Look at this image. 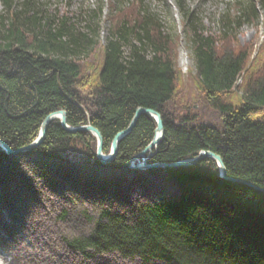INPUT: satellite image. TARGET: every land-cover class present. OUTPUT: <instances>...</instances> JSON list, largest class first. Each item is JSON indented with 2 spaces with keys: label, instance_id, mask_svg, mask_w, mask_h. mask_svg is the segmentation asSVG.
Here are the masks:
<instances>
[{
  "label": "trees",
  "instance_id": "obj_1",
  "mask_svg": "<svg viewBox=\"0 0 264 264\" xmlns=\"http://www.w3.org/2000/svg\"><path fill=\"white\" fill-rule=\"evenodd\" d=\"M11 1L1 0L0 14V139L10 149L29 145L44 118L59 110L69 126L96 128L107 154L141 107L157 112L163 126L149 163L207 150L221 158L227 177L264 190V41L236 48L242 21L258 17L255 2L220 14L216 34L204 33L192 11L183 13L194 70L183 79L172 38L155 15L140 11L139 1L117 8L107 0L105 43L95 38L100 6L84 31L73 17L43 16L33 0L19 9ZM86 56L88 75L81 67ZM183 95L202 99L210 121L174 105ZM154 129V120L140 115L114 159L101 163L90 133H67L53 119L37 148L0 150V184L15 180L31 191L61 264H264V193L220 178L212 159L130 170L129 160ZM140 179L159 196L131 200L128 185ZM70 188L96 197L91 209L50 198ZM72 221L80 232L67 231Z\"/></svg>",
  "mask_w": 264,
  "mask_h": 264
},
{
  "label": "rangeland",
  "instance_id": "obj_2",
  "mask_svg": "<svg viewBox=\"0 0 264 264\" xmlns=\"http://www.w3.org/2000/svg\"><path fill=\"white\" fill-rule=\"evenodd\" d=\"M24 1L12 0L11 2L16 9H19ZM131 1L115 0V4L117 8H121ZM136 1L140 2V11L155 15L163 31L172 38L173 45L176 46L174 51L175 66L176 69H180L183 79L187 77V72L190 70L194 74L187 34L183 28V22H186L183 13L186 11L193 12L195 23L204 33L216 34L217 19L220 14L236 3L255 2L258 17L256 20L245 19L242 21L236 33V48H245L247 45L250 46L251 42L264 41V0H179L180 4L176 5L177 0ZM33 2L39 5L43 16H55L57 20L63 15L68 18L73 17L76 19V23L78 22L79 29L84 31L87 30V16L100 6L101 12L97 19L98 32L95 38L101 43H105L109 36L110 24L106 19L108 15L107 0H33ZM0 14H3L1 0ZM124 53H127L126 48ZM88 56L81 61L82 70L87 75L90 72L89 67L92 59ZM182 73L186 75L184 76ZM95 76L96 72L92 73V78ZM176 100L174 105L189 107V113L194 114L198 119L203 118L210 121L213 116L212 112L202 109L204 107L202 99H192L183 95ZM128 188L131 200L134 201L150 200L160 194V190L156 186L143 182L141 179L131 182ZM67 189L69 188H65V190ZM70 189L69 193L63 191V193H67L66 195L58 192L53 193L50 198H55L56 203H62L61 199H58L59 196L65 198L64 203L75 200L79 205L83 202L88 206V209H91L90 204L96 201V197L87 194L85 196V192L78 194V191ZM76 224L74 221L67 223V231L70 233L80 232L79 226ZM44 226L45 224L38 216V208H36L33 194L28 188L15 180H10L4 186L0 184V264H61L59 260L61 252L53 242L48 241L45 237Z\"/></svg>",
  "mask_w": 264,
  "mask_h": 264
},
{
  "label": "water",
  "instance_id": "obj_3",
  "mask_svg": "<svg viewBox=\"0 0 264 264\" xmlns=\"http://www.w3.org/2000/svg\"><path fill=\"white\" fill-rule=\"evenodd\" d=\"M140 115H147L150 118H152L155 122V129H154L153 137L151 141L147 144V146L129 160L128 168L130 170L147 171L150 169H157V168H167V167L173 168V167L191 166L199 162L202 159H212L216 164V167L218 170V176L220 178L227 180V181H231V182L245 184L252 188H256L253 185L246 183L242 180H237V179L227 177L226 172H225V167L223 165L221 158L218 155L214 154L213 152H210L207 150H200L195 157L178 160L173 163H157V162L149 163V160L152 157L153 148L157 146V144L163 137V126H162L161 117L157 112L151 109L141 108V107H138L135 109L134 114L129 124L127 125V127L113 136L110 142L109 151L107 154H104L102 151V146H103L102 137H101L100 132L96 128L92 127L89 124L84 125V126H76V127L69 126L66 123L65 114L59 110L48 114L44 118V120L41 122L36 138L29 145L24 146L19 149H10L9 146L3 140L0 139V150L7 155H13V154H23V153L29 152L37 148L44 139L46 128L49 122L53 119H57L59 121L61 128L67 133H76V132L90 133L95 139V158L101 163H109L110 161L114 159L117 153L119 142L125 136L129 134V132L135 125V122L137 121ZM256 189L264 193L263 189H259V188H256Z\"/></svg>",
  "mask_w": 264,
  "mask_h": 264
}]
</instances>
